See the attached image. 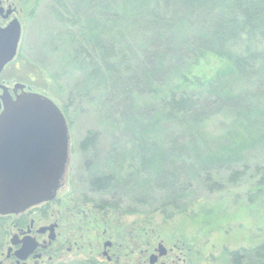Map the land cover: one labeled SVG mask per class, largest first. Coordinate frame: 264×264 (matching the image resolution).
<instances>
[{
  "label": "trees",
  "instance_id": "1",
  "mask_svg": "<svg viewBox=\"0 0 264 264\" xmlns=\"http://www.w3.org/2000/svg\"><path fill=\"white\" fill-rule=\"evenodd\" d=\"M52 9L75 29L66 67L84 72L68 90L65 117L80 101L96 105L124 139L110 145L112 169L129 164L128 180L139 173L155 183L163 211L175 214L194 184L217 189L222 169L233 182L262 154L264 0H52ZM97 141L90 130L79 147ZM255 170L264 186V167ZM114 178L95 175L89 185L105 190ZM7 225L0 216V247ZM228 256L264 264V243Z\"/></svg>",
  "mask_w": 264,
  "mask_h": 264
},
{
  "label": "rangeland",
  "instance_id": "2",
  "mask_svg": "<svg viewBox=\"0 0 264 264\" xmlns=\"http://www.w3.org/2000/svg\"><path fill=\"white\" fill-rule=\"evenodd\" d=\"M11 2L18 9L21 38L15 59L0 74V83L11 88L22 84L24 91L46 95L62 110L68 90L84 73H71L66 67L71 64L68 56L71 31L75 29L58 17V11H53L52 0ZM68 112L70 140L66 182L70 187L67 193L70 202L87 201V208L92 210L90 205H96L107 195L91 191V178L114 174L118 183L114 181V187L108 194L117 198L118 203L110 207L109 220L114 224L122 223L119 230L123 233H129L132 226H139L138 220H143L146 230L174 237L179 244L186 242L190 245L193 264H231L230 251L244 254L264 243V186H258L260 170H255L256 167H264V151L259 156H250L245 173L233 182L229 179V169H222L213 175L217 189L194 184L191 192L186 193L181 208L175 209L173 214L171 210L165 212L161 209V193L156 190L157 185L154 189V182L153 186L150 180L145 182L144 175L139 173H134V177L128 180L126 171L129 164H125L126 169L120 165L117 170L112 169L110 145L114 140L124 139L121 133L108 131L111 128L109 122L99 117L100 110L96 105L80 101L76 109L71 107ZM90 130L98 133L97 144L82 151L79 143ZM169 158L174 161L173 157ZM242 168L236 165L233 170ZM168 214L172 216L167 217ZM87 218L91 222L95 216L92 214ZM89 229L90 224L86 230ZM9 237L6 234L7 242ZM249 264L256 263L253 259Z\"/></svg>",
  "mask_w": 264,
  "mask_h": 264
},
{
  "label": "flooded vegetation",
  "instance_id": "3",
  "mask_svg": "<svg viewBox=\"0 0 264 264\" xmlns=\"http://www.w3.org/2000/svg\"><path fill=\"white\" fill-rule=\"evenodd\" d=\"M17 12L11 0H0V28L17 19ZM7 88L12 97L24 91ZM67 170L68 165L51 200L5 216L10 237L0 247V264H193L190 245L146 230L143 220H138L139 226H132L129 233L121 232L123 224L109 220L113 196L108 191L112 185L101 191L89 185L93 193L107 195L90 205L92 210L87 208V201L70 202ZM92 214L95 218L88 222Z\"/></svg>",
  "mask_w": 264,
  "mask_h": 264
},
{
  "label": "water",
  "instance_id": "4",
  "mask_svg": "<svg viewBox=\"0 0 264 264\" xmlns=\"http://www.w3.org/2000/svg\"><path fill=\"white\" fill-rule=\"evenodd\" d=\"M20 38L17 19L0 28V73L16 57ZM0 89V216H6L55 196L68 165L70 136L52 99L23 90L12 97L1 83Z\"/></svg>",
  "mask_w": 264,
  "mask_h": 264
}]
</instances>
